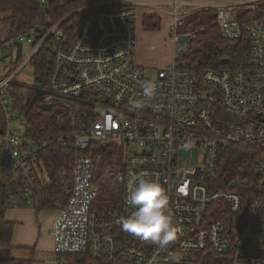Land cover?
Instances as JSON below:
<instances>
[{
    "label": "built area",
    "instance_id": "built-area-1",
    "mask_svg": "<svg viewBox=\"0 0 264 264\" xmlns=\"http://www.w3.org/2000/svg\"><path fill=\"white\" fill-rule=\"evenodd\" d=\"M56 1L41 0L43 19L0 44V183H23L9 189V208L33 206L41 183L58 176L55 264H196L198 255L201 264H264V0H66L74 7L62 15L66 1ZM199 12L214 13L227 40L247 39L249 60L186 67L198 37L186 20ZM149 17L168 25L173 47L154 77L136 57ZM55 145L72 152L59 170L44 162ZM231 146L260 155L247 207L232 188L248 185L249 172L226 181L223 171ZM141 178L167 190L179 234L165 248L123 231L134 211L127 186ZM103 183L116 207L100 205Z\"/></svg>",
    "mask_w": 264,
    "mask_h": 264
},
{
    "label": "trees",
    "instance_id": "trees-1",
    "mask_svg": "<svg viewBox=\"0 0 264 264\" xmlns=\"http://www.w3.org/2000/svg\"><path fill=\"white\" fill-rule=\"evenodd\" d=\"M66 0H58L55 4H61ZM41 0H0V25H4L6 36L0 38V44L11 39L37 21L44 17L40 7ZM74 7L73 3L62 4L59 12L66 14ZM60 13H53V17L58 19ZM144 29L148 31L161 29L160 19L149 17L144 23ZM186 29L197 33V39L192 42L190 50L182 55L183 64L189 69L203 73L208 69L220 70L226 67L238 66L241 61H248L251 47L247 39L242 41L227 40L221 35L219 26L216 24V15L212 12H199L191 15L186 20ZM16 97L23 99L24 90L17 89ZM39 126L40 123H37ZM6 126V118L0 109V129ZM72 156V152L64 147L55 145L48 149V154L44 157V162L48 168L59 170L67 166ZM260 158L258 152L246 147L231 146L224 150L222 161L223 171L226 181L233 177L250 178V183L246 186L232 188L242 196V204L247 207L251 199L258 192V174L252 170ZM22 182L5 177L0 183V264H30L32 258L24 259L13 256L12 239L15 223L9 221L6 213L9 209L7 194L10 188H18ZM42 190L36 196L33 207L37 210L55 208L56 199L63 194L62 182L58 176L53 175L49 183H41ZM114 192L102 184L100 195V205L102 207H116V198H112ZM201 255H198L196 264H201Z\"/></svg>",
    "mask_w": 264,
    "mask_h": 264
},
{
    "label": "clouds",
    "instance_id": "clouds-1",
    "mask_svg": "<svg viewBox=\"0 0 264 264\" xmlns=\"http://www.w3.org/2000/svg\"><path fill=\"white\" fill-rule=\"evenodd\" d=\"M153 92V85H144L145 97L150 99ZM127 191V203L133 206L134 211L121 218L123 231L160 248L174 242L179 229L168 206L167 190L159 181L141 178L129 182Z\"/></svg>",
    "mask_w": 264,
    "mask_h": 264
},
{
    "label": "crops",
    "instance_id": "crops-1",
    "mask_svg": "<svg viewBox=\"0 0 264 264\" xmlns=\"http://www.w3.org/2000/svg\"><path fill=\"white\" fill-rule=\"evenodd\" d=\"M6 217L15 223L12 239L14 257L32 258L30 264H55L53 238L50 233L58 217L55 208H9Z\"/></svg>",
    "mask_w": 264,
    "mask_h": 264
},
{
    "label": "rangeland",
    "instance_id": "rangeland-1",
    "mask_svg": "<svg viewBox=\"0 0 264 264\" xmlns=\"http://www.w3.org/2000/svg\"><path fill=\"white\" fill-rule=\"evenodd\" d=\"M140 26L137 30L136 57L138 62L147 68V74L154 77L157 68L166 66L172 61L173 47L172 42L167 38L168 25L162 23L161 29L153 31H148ZM4 29L5 26L0 25V38L6 36V30ZM12 126L22 129L17 123H13ZM183 157H186L185 153H183ZM194 163H197V161L195 160Z\"/></svg>",
    "mask_w": 264,
    "mask_h": 264
},
{
    "label": "water",
    "instance_id": "water-1",
    "mask_svg": "<svg viewBox=\"0 0 264 264\" xmlns=\"http://www.w3.org/2000/svg\"><path fill=\"white\" fill-rule=\"evenodd\" d=\"M0 133H2V130L0 129Z\"/></svg>",
    "mask_w": 264,
    "mask_h": 264
}]
</instances>
